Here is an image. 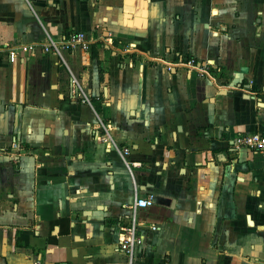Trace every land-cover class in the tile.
<instances>
[{"label":"crops","instance_id":"crops-1","mask_svg":"<svg viewBox=\"0 0 264 264\" xmlns=\"http://www.w3.org/2000/svg\"><path fill=\"white\" fill-rule=\"evenodd\" d=\"M0 43V264H264V152L229 145L264 129V0H0Z\"/></svg>","mask_w":264,"mask_h":264},{"label":"built area","instance_id":"built-area-1","mask_svg":"<svg viewBox=\"0 0 264 264\" xmlns=\"http://www.w3.org/2000/svg\"><path fill=\"white\" fill-rule=\"evenodd\" d=\"M88 47L87 40L82 31L72 30L62 38L55 40L50 39L49 37L45 42L41 44V50L43 52H50L57 56H60L62 51H73L75 49H86ZM28 48H31L30 46ZM0 53L5 54V57L8 61L14 60L18 53H16V46L6 47L0 43ZM186 65L189 68L194 66L193 60L187 58L185 60ZM195 67L199 68L197 65ZM70 83L73 87L72 96L79 98L80 101L87 102L88 98L84 93L83 89L78 86V83L75 77L70 76ZM103 131L105 132L102 137H99L100 141L108 139L109 143L113 144L108 133L107 127L105 124L100 122ZM229 145L233 150L245 149L253 152H264V129L261 131H250V132H236L232 137L229 138ZM12 148H16L14 143L11 144ZM120 155L122 158V163L129 174H131V168L138 164V162L130 160L128 155V148L122 147L120 150ZM152 204V195L148 194L146 196H138L136 194L135 188L133 189L132 202L129 206L130 216L127 222L124 225L119 226V250L127 257L130 261L133 250L138 244V236L136 235V211L139 209H145ZM154 229V226L150 227ZM30 264H39L37 260L32 261Z\"/></svg>","mask_w":264,"mask_h":264},{"label":"rangeland","instance_id":"rangeland-1","mask_svg":"<svg viewBox=\"0 0 264 264\" xmlns=\"http://www.w3.org/2000/svg\"><path fill=\"white\" fill-rule=\"evenodd\" d=\"M107 43H110L114 46V49L118 50L120 53H125L124 51H128L130 49L129 45H124L122 43L116 42L115 40H108Z\"/></svg>","mask_w":264,"mask_h":264},{"label":"water","instance_id":"water-1","mask_svg":"<svg viewBox=\"0 0 264 264\" xmlns=\"http://www.w3.org/2000/svg\"><path fill=\"white\" fill-rule=\"evenodd\" d=\"M58 264H66L65 262H60V263H58Z\"/></svg>","mask_w":264,"mask_h":264}]
</instances>
